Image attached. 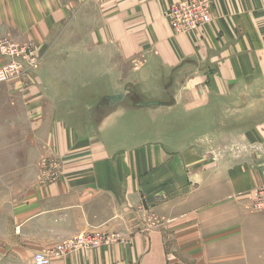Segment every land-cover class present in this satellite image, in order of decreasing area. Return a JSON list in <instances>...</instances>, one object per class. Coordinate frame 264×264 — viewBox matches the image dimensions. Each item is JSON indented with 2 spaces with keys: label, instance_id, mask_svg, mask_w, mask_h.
Instances as JSON below:
<instances>
[{
  "label": "crops",
  "instance_id": "1",
  "mask_svg": "<svg viewBox=\"0 0 264 264\" xmlns=\"http://www.w3.org/2000/svg\"><path fill=\"white\" fill-rule=\"evenodd\" d=\"M179 1L0 0V41L38 50L18 80L58 167L0 213V264L78 234L113 241L52 264H264V0L177 34Z\"/></svg>",
  "mask_w": 264,
  "mask_h": 264
},
{
  "label": "rangeland",
  "instance_id": "2",
  "mask_svg": "<svg viewBox=\"0 0 264 264\" xmlns=\"http://www.w3.org/2000/svg\"><path fill=\"white\" fill-rule=\"evenodd\" d=\"M15 45L29 46L28 43ZM30 49L37 55L36 67L30 66L25 75L0 83V213H5L11 203L19 205L24 194L34 189L38 183L41 184L43 175L49 173V169L54 171L55 168L53 163L51 168H48L46 154L41 155V148L34 145L38 142L37 139L32 140L31 131L37 126L38 120L30 119L25 100L27 84L24 85L18 80L19 77L32 75L40 62L37 48L32 44ZM0 56L5 58L2 54ZM21 62L27 66L24 60ZM53 125V120L45 119L46 128ZM39 138L41 139V136ZM43 138L46 140L49 136ZM57 171L58 167L53 175L49 173V177H56ZM248 196L254 209L258 205L260 208L256 210H264V187L255 188ZM0 231L4 234L5 227L1 223Z\"/></svg>",
  "mask_w": 264,
  "mask_h": 264
},
{
  "label": "built area",
  "instance_id": "3",
  "mask_svg": "<svg viewBox=\"0 0 264 264\" xmlns=\"http://www.w3.org/2000/svg\"><path fill=\"white\" fill-rule=\"evenodd\" d=\"M212 0H180L166 11L173 32L188 33L202 28L211 21ZM0 54L8 59L0 66V83L11 78L25 75L29 67H36L37 55L30 46L20 47L5 40L0 42ZM24 60L27 66H24ZM256 209L260 208L255 207ZM113 241V238L98 234H78L55 245L48 252H38L32 257V264H52L53 259H60L70 252L98 248Z\"/></svg>",
  "mask_w": 264,
  "mask_h": 264
}]
</instances>
